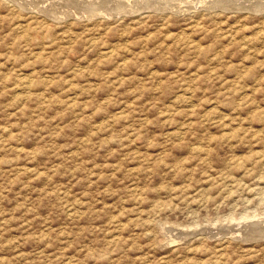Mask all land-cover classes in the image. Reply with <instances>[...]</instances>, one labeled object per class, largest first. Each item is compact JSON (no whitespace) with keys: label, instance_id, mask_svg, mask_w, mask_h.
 Listing matches in <instances>:
<instances>
[{"label":"rangeland","instance_id":"1","mask_svg":"<svg viewBox=\"0 0 264 264\" xmlns=\"http://www.w3.org/2000/svg\"><path fill=\"white\" fill-rule=\"evenodd\" d=\"M58 1L0 0V264H264V0Z\"/></svg>","mask_w":264,"mask_h":264},{"label":"bare ground","instance_id":"2","mask_svg":"<svg viewBox=\"0 0 264 264\" xmlns=\"http://www.w3.org/2000/svg\"><path fill=\"white\" fill-rule=\"evenodd\" d=\"M34 1H35V0H34ZM59 1H60V0H59ZM59 1H58V2H59ZM62 1H64V0H62ZM71 1H73V0H71ZM74 1H75V0H74ZM79 1H82V0H79ZM98 1H99V0H98ZM129 1H130V0H128V2H129ZM165 1H166V0H165ZM171 1H172V0H171ZM195 1H196V0H195ZM200 1H201V0H199V4H200ZM205 1H206V0H205ZM225 1H227V0H225ZM39 2H40V1H39ZM43 2H44V1H43ZM65 2H66V1H65ZM69 2H70V1H69ZM75 2H76V1H75ZM84 2L87 4V6H86V4H85V7H83V11H84V9H85V10L89 9V10H92V11H95V10H98V9H99L98 7L95 6V5H97L96 0H84ZM110 2H111V1H110ZM116 2H117V1H116ZM148 2H151V1H148ZM169 2H170V1H169ZM182 2H183V1H182ZM201 2H202V1H201ZM206 2H210V3H211L210 0H209V1H206ZM213 2H214V0H213ZM215 2H216V1H215ZM218 2H219V1H218ZM41 3H42V2H41ZM41 3H40V5H41ZM60 3H61V2H60ZM77 3H78V2H77ZM111 3H112V2H111ZM134 3H135V0H134ZM145 3H147V2H145ZM171 3H173V2H171ZM174 3H175V2H174ZM184 3H185V1H184ZM203 3H204V2H203ZM222 3H223V2H222ZM256 3L258 4V2H256ZM256 3H255V4H256ZM120 4H122V3H120ZM130 4H131V3H129V5H130ZM201 4H202V3H201ZM205 4H206V3H205ZM252 4H253V3H252ZM34 5H35V4H34ZM38 5H39V4H38ZM47 5H48V4H47ZM67 5H68V4H67ZM67 5H66V6H67ZM112 5H113V4H112ZM115 5H117V3H116ZM118 5H119V4H118ZM118 5H117V8L119 7ZM134 5H135V4H134ZM153 5H154V4H153ZM153 5H152V6H153ZM163 5L166 6V4H163ZM167 5H169V4L167 3ZM203 5H204V4H203ZM203 5H200V6H203ZM207 5H208V3H207ZM209 5H210V4H209ZM215 5L219 6V5L216 4V3H215ZM224 5H227V3H226V4H223V6H224ZM231 5H232V4H231ZM249 5H250V4H249ZM261 5H262V4H261ZM263 5H264V4H263ZM17 6H18V5H17ZM30 6H31V5H30ZM32 6H33V5H32ZM35 6H36V5H35ZM41 6H42V5H41ZM44 6H45V4H44ZM44 6H43V7H44ZM51 6H52V5H51ZM70 6H72V5H70ZM103 6H104V5H103ZM103 6H102V7H103ZM137 6H138V5H137ZM154 6H155V5H154ZM157 6H158V5H157ZM176 6H177V5H176ZM191 6H192V5H191ZM196 6H197V4H196ZM238 6H239V5H238ZM247 6H248V5H247ZM255 6H256V5H254V7H255ZM43 7L41 8V10L44 9ZM100 7H101V5H100ZM155 7H156V6H155ZM161 7H162V6H161ZM177 7H178V6H177ZM234 7H236V6H234ZM239 7H240V6H239ZM249 7H250V6H249ZM249 7H248V8H249ZM256 7H257V6H256ZM55 8H56V7H55ZM61 8H62V7H61ZM73 8H74V7H73ZM115 8H116V6H115ZM119 8H121V7H119ZM124 8H125V6H124ZM124 8H123V9H124ZM133 8H134V7H133ZM136 8H137V7H136ZM140 8H141V7H140ZM144 8H145V7H144ZM156 8H157V7H156ZM159 8H160V7H159ZM169 8H170V7H169ZM173 8H174V7H173ZM173 8H172V9H173ZM243 8H244V7H243ZM257 8L259 9L260 7H257ZM45 9H46V7H45ZM70 9H71V8H70ZM80 9L82 10V8H80ZM80 9H79V10H80ZM100 9H102V8H100ZM100 9H99L98 11H100ZM106 9H107V8H106ZM109 9H110V8H109ZM121 9H122V8H121ZM126 9H128V8H126ZM236 9H237V7H236ZM239 9H240V8H239ZM32 10H33V9H32ZM46 10H47V9H46ZM71 10H72V9H71ZM71 10H70V11H71ZM107 10H108V9H107ZM114 10H117V9H114ZM129 10H130V9H129ZM129 10H127V11H129ZM245 10H246V9H245ZM254 10H255V9H254ZM36 11H37V10H36ZM72 11H73V10H72ZM92 11H91V12H92ZM98 11H96V12H98ZM105 11H106V10H105ZM105 11L103 10V12H105ZM109 11H110V10H109ZM119 11H121V10H119ZM140 11H141V9H140ZM143 11H144V10H143ZM48 12H49V11H48ZM52 12H53V11H52ZM59 12H60V11H59ZM61 12H63V11H61ZM66 12H67V11H66ZM79 12H81V11H79ZM86 12H87V11H86ZM122 12H123V11H122ZM133 12H134V10H133ZM68 13H69V12H68ZM82 13H83V12H82ZM45 14H47L46 11H45ZM51 14H52V13H51ZM62 14H65V13L63 12ZM70 14H71V13H70ZM70 14H69V15H70ZM74 14H75V13H74ZM95 14H97V13H95ZM99 14H100V13H99ZM104 14H106V13H104ZM52 15H53V14H52ZM58 15H59V14H58ZM67 15H68V14H67ZM89 15H90V13H89ZM106 15H107V14H106ZM54 16H56V15L54 14ZM54 16H53V18H54ZM65 16H66V14H65ZM70 16H71V15H70ZM76 16H77V15H76ZM86 16H87V15H86ZM95 16H96V15H95ZM56 17H57V16H56ZM58 17H59V16H58ZM80 17H81V16H80ZM89 17H90V16H89ZM90 18H91V17H90ZM57 19H58V18H57ZM263 219H264V218H263ZM231 220H232V219H231ZM237 221H238V220H237ZM259 221H262V220H259ZM231 222H232V221H231ZM235 223H236V222H235ZM242 223L244 224V222H242ZM254 223H255V222H254ZM238 224H240V223H238ZM247 224H249V223H247ZM214 225H215V224H214ZM231 225H232V224H231ZM244 225H245V224H244ZM253 225H254V224H253ZM216 226H217V225H216ZM248 226H249V225H248ZM250 226H251V225H250ZM262 226H263V225H262ZM226 227H227V226H226ZM241 227H242V226H241ZM245 227H246V226H245ZM263 227H264V226H263ZM263 227H262V228H263ZM204 228H205V226H204ZM215 228H216V227H215ZM232 228H233V227H232ZM247 228H248V227H247ZM247 228H246V229H247ZM248 229H249V228H248ZM252 229H253V228H252ZM255 229H256V228H255ZM180 230H181V229H180ZM189 230H190V229H189ZM204 230H206V229H204ZM244 230H245V229H244ZM257 231H258V229H257ZM193 233H194V232H193ZM243 233H244V231H243ZM190 234H191V233H190ZM210 234H211V233H210ZM248 234H249V233H248ZM257 234H258V233H257ZM259 234H260V233H259ZM262 234H263V233H262ZM191 235H193V234H191ZM218 235H219V234H218ZM224 235H225V234H224ZM242 235H243V234H242ZM263 235H264V234H263ZM263 235H261V236H263ZM258 236H260V235H258ZM258 236H257V237H258ZM178 237H179V236H178ZM245 238H246V237H245ZM258 238H259V237H258ZM249 239H250V238H249ZM246 240H247V239H246ZM247 243H248V242H247Z\"/></svg>","mask_w":264,"mask_h":264}]
</instances>
